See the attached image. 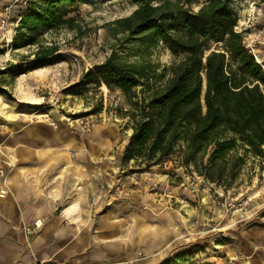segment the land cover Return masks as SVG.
Listing matches in <instances>:
<instances>
[{
	"label": "rangeland",
	"instance_id": "374dc122",
	"mask_svg": "<svg viewBox=\"0 0 264 264\" xmlns=\"http://www.w3.org/2000/svg\"><path fill=\"white\" fill-rule=\"evenodd\" d=\"M204 1L197 0L193 9ZM21 4L13 7L16 15L25 7ZM135 7L134 0H81L67 15L74 18L72 25L39 28L29 36L33 43L18 48H11L0 30V69L8 62L29 63L40 44L56 45L62 55L57 62L15 78L0 74V111L12 115L5 118L0 114L1 177L6 174L4 166L27 161L24 152L16 147L28 143L31 123L44 120L39 115L47 113L56 121L57 131L63 136L64 132L72 135L74 146L85 150L97 144L98 151L84 161L97 165L105 162L113 167L117 177L113 196L117 198L123 189L129 194L125 218L119 220L118 216H123L120 212L110 216L115 220V244L127 253L125 260L115 264H161L174 252L191 245L193 252L178 264H264V251H260L264 248V158L244 156L230 185L233 195L223 191V186L204 180L194 166L182 165L179 151L150 167L140 160L122 162L121 155L132 132L127 97L102 83H81L83 73L110 54L128 62H149L155 73L175 61L176 57L160 41L152 45L140 39L125 42L122 32L115 33L114 21L129 15ZM228 8L237 16L236 28L243 33L245 46L264 64V0H230ZM141 88L138 85L135 89ZM87 120H91L90 130L84 128ZM72 145L74 161L77 152ZM104 146L105 150L99 149ZM55 162L63 163V159H54ZM97 173L104 177L106 174ZM103 175L94 179L104 180ZM97 193V203V199L92 202L91 194L87 195L91 209L113 200L108 195L110 191L107 195ZM225 198L249 203L240 209L230 208L224 205Z\"/></svg>",
	"mask_w": 264,
	"mask_h": 264
},
{
	"label": "trees",
	"instance_id": "16d2710c",
	"mask_svg": "<svg viewBox=\"0 0 264 264\" xmlns=\"http://www.w3.org/2000/svg\"><path fill=\"white\" fill-rule=\"evenodd\" d=\"M81 0H28L11 48L33 43L39 28L71 24L67 17ZM230 0H134L135 9L114 21L124 41H160L176 57L155 73L149 62L135 63L110 54L93 64L82 84L103 83L128 99L132 132L121 161L159 164L175 152L209 183L230 187L244 156L264 153V68L244 44ZM67 17V18H66ZM29 63H12L0 74L12 78L62 59L56 45L40 44ZM0 80V85L2 84ZM142 85L137 91L135 88ZM194 245L161 264H178Z\"/></svg>",
	"mask_w": 264,
	"mask_h": 264
},
{
	"label": "crops",
	"instance_id": "0c3cea01",
	"mask_svg": "<svg viewBox=\"0 0 264 264\" xmlns=\"http://www.w3.org/2000/svg\"><path fill=\"white\" fill-rule=\"evenodd\" d=\"M4 4L0 1V20ZM16 16L13 8L11 17ZM30 128L28 143L16 147L24 152L21 153L27 161L4 166L6 174L0 179V189H6L0 195V264H115L125 260L126 251L115 244V220L111 217L120 212L123 216H118L119 220L125 218L129 194L123 189L117 198L113 196L117 186L113 167L105 162H85L98 151L97 144L83 150V146H74L71 134L64 132L63 136L43 120L32 122ZM71 144L77 152L74 161ZM54 159H63V163H53ZM99 171H105V177ZM102 175L104 180L94 179ZM99 191L106 195L112 192L108 195L113 200L91 209L87 195L98 196ZM73 200L78 208L66 215L64 207ZM35 222L41 225L37 224L32 234H25L24 226Z\"/></svg>",
	"mask_w": 264,
	"mask_h": 264
},
{
	"label": "built area",
	"instance_id": "2783aa9c",
	"mask_svg": "<svg viewBox=\"0 0 264 264\" xmlns=\"http://www.w3.org/2000/svg\"><path fill=\"white\" fill-rule=\"evenodd\" d=\"M0 1L5 2V4L3 5V16L0 20V30H3L7 43L11 44L12 37L14 34V29L17 26L20 19L19 16L12 18L11 12L16 3H23L24 5L28 0H0ZM41 115H44L42 117V119H44L43 121L47 122L50 126L53 124L55 128L57 127L56 121L51 120L47 113ZM89 122H91V120L86 121V124L84 125L85 130H90L91 127L89 125ZM2 175H3V170L0 169V177ZM1 190H3L4 192H1ZM223 191H225L228 195L234 194V192H232L231 187L223 188ZM5 193H6V189H0V195H3ZM223 203L224 205L230 208L240 209L243 206H246L249 203V200H241L239 202H236L234 198H225ZM36 227H37L36 222L33 225L25 226L24 227L25 234L27 235L32 234Z\"/></svg>",
	"mask_w": 264,
	"mask_h": 264
},
{
	"label": "bare ground",
	"instance_id": "6f19581e",
	"mask_svg": "<svg viewBox=\"0 0 264 264\" xmlns=\"http://www.w3.org/2000/svg\"><path fill=\"white\" fill-rule=\"evenodd\" d=\"M256 60H257V62L261 65V66H264V64H262V62H261V60H260V58H258V57H256ZM20 75H23V74H20ZM103 84V83H102ZM0 114L3 116V117H5V118H9V117H11L12 115L11 114H8L6 111H3V110H1L0 111ZM13 114V113H12ZM19 114V113H18ZM13 115H15V114H13ZM26 115V114H25ZM28 116V115H27ZM33 116V115H32ZM44 115H39V117L40 118H42ZM33 117H36V115L35 116H33ZM51 126H53V124L51 125ZM54 127V126H53ZM113 129V128H112ZM113 132V131H112ZM67 148V147H66ZM0 149H2V146L0 145ZM97 198H96V195H92V202H95V200H96ZM78 205H77V202L75 201V200H73V201H71V202H69L65 207H64V212H65V214L66 215H68L69 214V212L71 211V210H74V209H76V208H78L77 207ZM38 224V226H40L41 224L38 222L37 223Z\"/></svg>",
	"mask_w": 264,
	"mask_h": 264
},
{
	"label": "water",
	"instance_id": "95a60500",
	"mask_svg": "<svg viewBox=\"0 0 264 264\" xmlns=\"http://www.w3.org/2000/svg\"><path fill=\"white\" fill-rule=\"evenodd\" d=\"M254 58H255V60H256V56H254ZM256 62H257V60H256ZM258 63V62H257ZM259 64V63H258ZM260 65V64H259ZM261 66V65H260ZM262 68H264V67H262Z\"/></svg>",
	"mask_w": 264,
	"mask_h": 264
}]
</instances>
